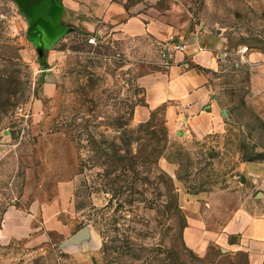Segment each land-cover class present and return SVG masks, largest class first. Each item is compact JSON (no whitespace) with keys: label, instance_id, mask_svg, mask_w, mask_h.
Segmentation results:
<instances>
[{"label":"rangeland","instance_id":"obj_1","mask_svg":"<svg viewBox=\"0 0 264 264\" xmlns=\"http://www.w3.org/2000/svg\"><path fill=\"white\" fill-rule=\"evenodd\" d=\"M166 1L225 38L213 73L218 128L203 139L171 129L161 110L133 124L125 61L76 34L44 46L13 1L0 0V264H251L211 235L187 239L181 201L244 198L245 167L264 165V108L252 100L247 59L264 60V0ZM85 227L90 243L63 246Z\"/></svg>","mask_w":264,"mask_h":264},{"label":"crops","instance_id":"obj_2","mask_svg":"<svg viewBox=\"0 0 264 264\" xmlns=\"http://www.w3.org/2000/svg\"><path fill=\"white\" fill-rule=\"evenodd\" d=\"M12 1L39 40L49 42L44 46L54 47L66 35L76 34L85 41L94 36L97 47L128 64L137 88L133 124L147 123L161 110L169 115L171 129L185 138L203 139L218 128L221 112L213 73L226 56L225 38L201 31L188 10L166 0ZM179 43L185 49L173 51ZM166 49L169 57L164 59ZM247 59L255 67L252 100L264 108V60L259 61L257 54ZM245 169L251 188L244 198L217 191L198 197V207H190L183 197L182 207L191 210L185 237L191 240L193 231L211 235L228 252L240 251L251 264H264V211L258 210L250 195L258 190L254 197L260 195L264 205V165L250 164ZM203 200L208 201L206 211ZM10 216L5 215V223Z\"/></svg>","mask_w":264,"mask_h":264},{"label":"water","instance_id":"obj_3","mask_svg":"<svg viewBox=\"0 0 264 264\" xmlns=\"http://www.w3.org/2000/svg\"><path fill=\"white\" fill-rule=\"evenodd\" d=\"M243 182V180L241 181ZM92 241V236L90 229L88 227L83 228L76 234H74L72 237L67 239L64 243L63 246H81L84 243H90Z\"/></svg>","mask_w":264,"mask_h":264},{"label":"built area","instance_id":"obj_4","mask_svg":"<svg viewBox=\"0 0 264 264\" xmlns=\"http://www.w3.org/2000/svg\"><path fill=\"white\" fill-rule=\"evenodd\" d=\"M87 44H88V45H92V46H96V45H97V40H96V38H95L94 36L89 37V38L87 39ZM184 49H185V46H184V44H182V43L176 44L174 47H172V50H173V51H183ZM168 50H169V49H166V53H164V54L162 55V57H163L164 59H166V58L169 57V55H168Z\"/></svg>","mask_w":264,"mask_h":264}]
</instances>
